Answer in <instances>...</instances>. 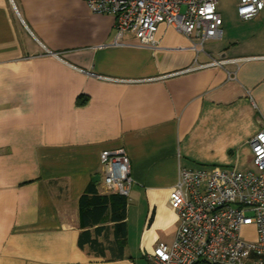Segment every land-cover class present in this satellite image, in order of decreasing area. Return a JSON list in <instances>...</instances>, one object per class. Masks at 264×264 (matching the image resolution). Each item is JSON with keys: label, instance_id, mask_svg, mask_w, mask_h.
<instances>
[{"label": "crops", "instance_id": "0c3cea01", "mask_svg": "<svg viewBox=\"0 0 264 264\" xmlns=\"http://www.w3.org/2000/svg\"><path fill=\"white\" fill-rule=\"evenodd\" d=\"M224 21L196 47L166 24L156 49L110 45L114 16L85 0H0V264H149L179 227V168H244L264 129V9ZM212 58L246 59L184 71ZM116 148L134 180L127 235L107 216L80 247L79 199L91 183L110 194L100 155Z\"/></svg>", "mask_w": 264, "mask_h": 264}, {"label": "built area", "instance_id": "2783aa9c", "mask_svg": "<svg viewBox=\"0 0 264 264\" xmlns=\"http://www.w3.org/2000/svg\"><path fill=\"white\" fill-rule=\"evenodd\" d=\"M95 14L115 18L116 40L110 45L160 46V24L203 45L223 37L219 0H85ZM264 0H239L237 13L243 20L256 17ZM131 41H124L126 34ZM246 58H212L189 71L238 63ZM99 78L111 80L113 78ZM253 168L223 166L180 167L169 196L179 218L171 242L159 241L147 254L149 264H264V129L249 140ZM102 180L108 193L130 197L134 180L124 148L106 149L100 155ZM245 228L249 229L247 236Z\"/></svg>", "mask_w": 264, "mask_h": 264}, {"label": "trees", "instance_id": "16d2710c", "mask_svg": "<svg viewBox=\"0 0 264 264\" xmlns=\"http://www.w3.org/2000/svg\"><path fill=\"white\" fill-rule=\"evenodd\" d=\"M128 198L115 194H100L94 183H91L87 190L79 199L81 226L84 229L79 238L80 247L89 244L96 248L98 240L93 237L90 227L98 225L94 232L100 233L106 227L101 226L109 216L110 220L115 223L116 236L125 238L127 235V225L125 222L127 212ZM195 264H215L204 260Z\"/></svg>", "mask_w": 264, "mask_h": 264}, {"label": "rangeland", "instance_id": "374dc122", "mask_svg": "<svg viewBox=\"0 0 264 264\" xmlns=\"http://www.w3.org/2000/svg\"><path fill=\"white\" fill-rule=\"evenodd\" d=\"M218 8H219V11L221 12L222 16H223V19H226V21H228V19H234V14L236 13L237 11V5L239 3V0H219L218 2ZM225 26V21H224V24H223V28ZM248 163L243 167L241 168H237L238 170H247V169H251L253 168V162H252V153L251 151L249 150V159L247 161ZM212 166H204L203 168H210ZM230 168H233V167H230ZM244 234L247 236V234H249V229L248 228H245L244 230Z\"/></svg>", "mask_w": 264, "mask_h": 264}, {"label": "water", "instance_id": "95a60500", "mask_svg": "<svg viewBox=\"0 0 264 264\" xmlns=\"http://www.w3.org/2000/svg\"><path fill=\"white\" fill-rule=\"evenodd\" d=\"M99 179V176L94 177L93 181L96 182Z\"/></svg>", "mask_w": 264, "mask_h": 264}]
</instances>
